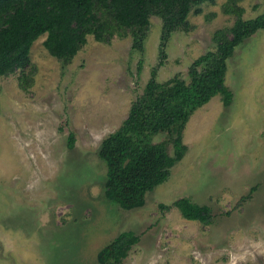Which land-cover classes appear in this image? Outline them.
I'll use <instances>...</instances> for the list:
<instances>
[{
	"label": "rangeland",
	"instance_id": "1",
	"mask_svg": "<svg viewBox=\"0 0 264 264\" xmlns=\"http://www.w3.org/2000/svg\"><path fill=\"white\" fill-rule=\"evenodd\" d=\"M227 1L190 13V28L169 40L158 81L188 82L193 61L217 49L215 33L236 20ZM237 4L244 19L264 11V0ZM161 33L153 15L143 53L131 34L89 36L71 61L51 55L43 35L26 67L0 75V264H101L98 251L128 230L140 240L123 264H264V29L228 60L232 104L218 94L190 117L188 150L169 179L132 210L105 197L102 142L143 94ZM168 138L158 133L153 142ZM181 197L210 206L213 221L184 217L174 205Z\"/></svg>",
	"mask_w": 264,
	"mask_h": 264
},
{
	"label": "trees",
	"instance_id": "2",
	"mask_svg": "<svg viewBox=\"0 0 264 264\" xmlns=\"http://www.w3.org/2000/svg\"><path fill=\"white\" fill-rule=\"evenodd\" d=\"M205 2L215 0H0L2 76L26 67L34 42L43 35L50 54L64 61H71L89 36L110 42L116 35L131 34L132 48L143 53L151 17L162 19L158 64L152 69L143 94L132 103L127 118L103 140L99 151L107 168L105 197L123 209L142 207L147 193L169 179L172 167L188 150L184 130L197 109L218 94L225 106L232 104L234 93L226 84L228 60L240 44L264 29V11L255 18L244 19V9L237 0H228L225 11L234 14L236 20L233 26L215 33L217 49L193 61L188 82L179 76L158 81L157 72L167 58L171 36L177 30H188L190 13L201 11L199 6ZM165 132L167 140L153 142V136ZM75 142L71 133L68 147L73 148ZM170 143L173 155L168 150ZM174 205L188 219L206 224L214 219L210 206L188 197L175 200ZM139 240L132 230L121 232L98 251V262L123 264Z\"/></svg>",
	"mask_w": 264,
	"mask_h": 264
}]
</instances>
